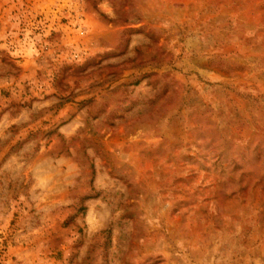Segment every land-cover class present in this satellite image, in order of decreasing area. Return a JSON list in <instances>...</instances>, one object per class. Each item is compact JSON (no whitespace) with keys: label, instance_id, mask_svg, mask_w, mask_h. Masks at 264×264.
<instances>
[{"label":"rangeland","instance_id":"374dc122","mask_svg":"<svg viewBox=\"0 0 264 264\" xmlns=\"http://www.w3.org/2000/svg\"><path fill=\"white\" fill-rule=\"evenodd\" d=\"M0 264H264V0H0Z\"/></svg>","mask_w":264,"mask_h":264}]
</instances>
